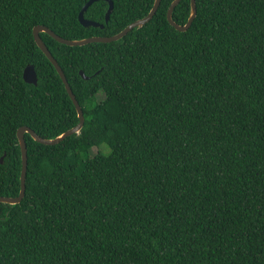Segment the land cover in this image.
Listing matches in <instances>:
<instances>
[{
  "label": "trees",
  "instance_id": "trees-1",
  "mask_svg": "<svg viewBox=\"0 0 264 264\" xmlns=\"http://www.w3.org/2000/svg\"><path fill=\"white\" fill-rule=\"evenodd\" d=\"M89 1L0 0V196L21 191V127L54 139L80 122L34 28L111 37L155 3L112 0L106 23L95 2L85 18L101 29L79 21ZM173 2L112 43L41 34L85 124L51 146L25 135L26 194L0 203V264H264V0H196L186 32ZM190 15L182 0L173 19Z\"/></svg>",
  "mask_w": 264,
  "mask_h": 264
},
{
  "label": "water",
  "instance_id": "water-1",
  "mask_svg": "<svg viewBox=\"0 0 264 264\" xmlns=\"http://www.w3.org/2000/svg\"><path fill=\"white\" fill-rule=\"evenodd\" d=\"M98 1H106L109 3V9L106 13V23H108L110 18H111L112 12L114 10V2L112 0H90L89 2H87L85 4V6L83 7V9L81 10V12L79 14V21L86 28H90V27L101 28V29L104 28L103 24H100L98 22H94L92 20H88L85 18V13L89 9V7L93 3L98 2ZM181 1L182 0H174V2L171 4V6L168 10L167 18H168L169 23L177 31L186 32L191 28L194 20L197 17V4H196V0H191L190 18H189L187 24L182 26V25L177 24L173 19V14H174L175 8L180 4ZM161 2H162V0H155L154 6H153L151 12L145 18L132 23L126 29H124L122 32H120L119 34H117L115 36H111V37H98L97 36V37H91V38H86V39H82V40H68V39H65V38L57 35L55 32H53L50 28H48L46 26L39 25V26H36L34 28L33 33H34L35 42H36L37 46L41 49V51L50 60V62L53 64V66L57 70L58 74L60 75V77H61V79H62V81L66 87V90H67L71 100L73 101L75 107H76L80 122L76 127L68 130L64 134H62L59 137L54 138V139H45V138L39 136L33 129H31L30 127H27V126H23L18 130L17 137L19 140V144L21 147V153H22L21 191H20L19 196H17V197L0 196V203H5V204H9V205H17V204H20L25 197L27 171H28V146H27V142H26V138H25L26 134L31 135V137L35 141H37L38 143L51 146V145H56L60 142H63L66 138H68L74 134L80 133V131L82 130V128L84 127V124H85V117H84L83 109H82L79 101L77 100L62 67L59 65L58 61L52 55V53L49 50V48L47 47L46 43L43 41L41 34L46 33L49 36H51L52 38H54L55 40H57L59 43L67 45V46H72V47L85 46V45L92 44V43L116 42V41L122 39L123 37H125L133 29L142 28L146 24H148L154 18V16L157 14V12L160 8ZM80 75L85 80L90 79V77H87L83 71H80ZM23 78L27 84H32L35 86L38 85L39 78H38V74H37V71H36V68L34 65H28L26 67V69L24 70ZM4 157L5 156H3L1 158V160H0L1 163H3Z\"/></svg>",
  "mask_w": 264,
  "mask_h": 264
},
{
  "label": "rangeland",
  "instance_id": "rangeland-1",
  "mask_svg": "<svg viewBox=\"0 0 264 264\" xmlns=\"http://www.w3.org/2000/svg\"><path fill=\"white\" fill-rule=\"evenodd\" d=\"M103 97H104L103 93H99L97 98H96V102L97 101H101L103 99ZM98 151H101V153H103L105 155H108L111 152L110 148L107 145L104 144V145H102V147L93 148V151H92L91 154L95 155V154H97Z\"/></svg>",
  "mask_w": 264,
  "mask_h": 264
}]
</instances>
